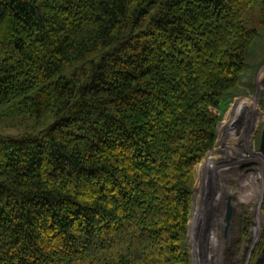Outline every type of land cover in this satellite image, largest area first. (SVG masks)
<instances>
[{"label":"trees","instance_id":"16d2710c","mask_svg":"<svg viewBox=\"0 0 264 264\" xmlns=\"http://www.w3.org/2000/svg\"><path fill=\"white\" fill-rule=\"evenodd\" d=\"M260 27L264 0H0V264H191Z\"/></svg>","mask_w":264,"mask_h":264},{"label":"rangeland","instance_id":"374dc122","mask_svg":"<svg viewBox=\"0 0 264 264\" xmlns=\"http://www.w3.org/2000/svg\"><path fill=\"white\" fill-rule=\"evenodd\" d=\"M258 32L238 91L230 95L217 125L214 146L194 168L193 201L187 233L183 237L191 264H203L205 254L210 255L213 264H264V165L261 164L264 159L255 153L258 146L254 139L264 120V89L259 99L254 94L257 73L264 66V27ZM227 113H230L227 127L231 136L220 145L219 126ZM0 133L16 135L18 132L0 124ZM222 146L225 147L219 149ZM231 146L234 148L227 149ZM225 149V153L219 155ZM228 196L232 214L226 228L223 218ZM214 198L217 201L214 202ZM210 224L216 230L212 231L209 226L208 231ZM254 228L257 232L252 237Z\"/></svg>","mask_w":264,"mask_h":264},{"label":"bare ground","instance_id":"6f19581e","mask_svg":"<svg viewBox=\"0 0 264 264\" xmlns=\"http://www.w3.org/2000/svg\"><path fill=\"white\" fill-rule=\"evenodd\" d=\"M255 153H257V154H259L263 159H264V154H262L261 152H257V151H255ZM259 162V161H258ZM261 164H263L264 165V163H262V161H261ZM252 178V177H251ZM250 189H252V185H251V187H250ZM221 194V193H220ZM240 195H241V197H243L244 198V196H243V194L240 192ZM217 198H214L213 199V201L215 202V201H217L216 200ZM213 201L211 202V206H213ZM224 202V201H223ZM219 203V202H218ZM226 205V204H225ZM215 206V205H214ZM214 209V208H213ZM212 211V210H211ZM217 215V214H216ZM220 216V215H219ZM224 219V218H223ZM209 222V221H208ZM218 225V224H217ZM209 226H210V228H212L211 226V224L210 225H208L207 227H208V231H209ZM216 226V225H215ZM220 226V225H219ZM216 228V227H215ZM214 230H216V229H214V228H212V231H214ZM253 231H254V233H253V235H252V237H255L256 236V232H257V228H254L253 229ZM213 235V234H212ZM215 236V235H214ZM217 239H219V238H217ZM210 251V250H209ZM205 253H207V251L205 252ZM214 256V255H213ZM204 259H203V264H213L212 263V261H211V259H210V255H208V254H205L204 256ZM202 257V258H203ZM214 259V258H213ZM221 261V260H220ZM199 262V261H198Z\"/></svg>","mask_w":264,"mask_h":264},{"label":"water","instance_id":"95a60500","mask_svg":"<svg viewBox=\"0 0 264 264\" xmlns=\"http://www.w3.org/2000/svg\"><path fill=\"white\" fill-rule=\"evenodd\" d=\"M259 132H260V136H259V144H258L257 150L261 152L262 154H264V120L262 121V126ZM228 199H229V196H228ZM231 212H232V209H231L230 203H228L227 212L225 215L227 223L230 220Z\"/></svg>","mask_w":264,"mask_h":264},{"label":"flooded vegetation","instance_id":"af4514ba","mask_svg":"<svg viewBox=\"0 0 264 264\" xmlns=\"http://www.w3.org/2000/svg\"><path fill=\"white\" fill-rule=\"evenodd\" d=\"M254 136H255L254 139H255L256 145L258 146V144H259V136H260V132H259V133H255ZM227 199H228V197H227ZM228 203H230V199L227 200V206H228ZM227 206H226L225 215H226V212H227ZM230 206H231V204H230ZM231 214H232V212H231ZM224 219H225V226H226V228H227V227H229V225H230L231 217H230V220H229L228 223H227V221H226L225 216H224Z\"/></svg>","mask_w":264,"mask_h":264}]
</instances>
